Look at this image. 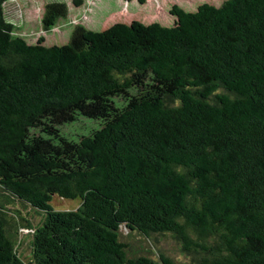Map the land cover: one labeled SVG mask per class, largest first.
<instances>
[{
    "label": "trees",
    "instance_id": "trees-1",
    "mask_svg": "<svg viewBox=\"0 0 264 264\" xmlns=\"http://www.w3.org/2000/svg\"><path fill=\"white\" fill-rule=\"evenodd\" d=\"M5 1L0 264H264V0L172 4L170 25L75 23L60 44L14 33ZM66 13L64 0H47L42 28ZM160 81L172 87L129 103ZM112 93L127 104L79 136L83 166L64 169L25 140L37 118L99 116ZM52 193L79 204L54 209ZM15 203L31 206L40 223ZM19 225L31 230L28 262L16 251ZM121 225L153 244L171 238L186 259L129 254Z\"/></svg>",
    "mask_w": 264,
    "mask_h": 264
},
{
    "label": "rangeland",
    "instance_id": "rangeland-1",
    "mask_svg": "<svg viewBox=\"0 0 264 264\" xmlns=\"http://www.w3.org/2000/svg\"><path fill=\"white\" fill-rule=\"evenodd\" d=\"M47 0H7L4 11L7 18L13 22V32L21 35L26 41L34 42L37 36H43L45 44H60L68 40L70 31L75 23L84 24L92 29H102L114 21L128 22L138 19L142 22L157 21L170 25L173 17L169 13L172 4L184 10H195L198 4L209 2L220 5L223 0H64L67 6L65 16L56 19L48 29L41 26L43 5ZM170 82H157L152 88L136 93L129 103L142 97L159 96L166 89H170ZM103 111L97 117L78 114L75 119L60 121L57 118H37L35 125L26 131L25 140L34 144V149L47 157L57 158L64 169L79 167L81 161L74 154V146L80 135L99 128L108 120L115 118L125 102V98L117 94L102 96ZM43 151V152H42ZM79 198L62 197L51 194L49 204L54 209H71L79 204ZM20 210V215L26 217L34 226L41 221V215L31 206L21 203L11 205ZM19 222H23L20 218ZM31 230L19 225L16 235V251L28 262L30 252ZM120 239L127 244L129 254L146 253L156 257L159 251L171 256L175 260H185L186 255L178 245L167 236H160L156 244L136 230H130L124 225L120 227Z\"/></svg>",
    "mask_w": 264,
    "mask_h": 264
}]
</instances>
